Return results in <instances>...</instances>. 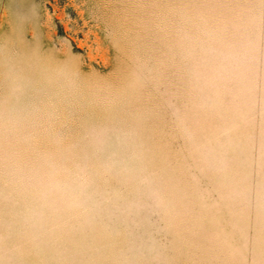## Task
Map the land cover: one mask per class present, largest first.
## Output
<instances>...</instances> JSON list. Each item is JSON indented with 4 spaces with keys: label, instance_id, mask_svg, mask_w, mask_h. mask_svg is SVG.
<instances>
[{
    "label": "rangeland",
    "instance_id": "rangeland-1",
    "mask_svg": "<svg viewBox=\"0 0 264 264\" xmlns=\"http://www.w3.org/2000/svg\"><path fill=\"white\" fill-rule=\"evenodd\" d=\"M0 264H264V0H0Z\"/></svg>",
    "mask_w": 264,
    "mask_h": 264
}]
</instances>
